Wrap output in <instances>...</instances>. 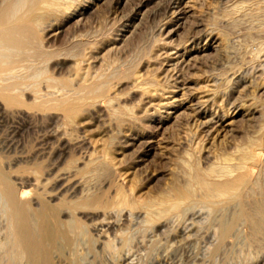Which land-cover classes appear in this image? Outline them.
<instances>
[{
    "label": "rangeland",
    "instance_id": "obj_1",
    "mask_svg": "<svg viewBox=\"0 0 264 264\" xmlns=\"http://www.w3.org/2000/svg\"><path fill=\"white\" fill-rule=\"evenodd\" d=\"M60 5V12L34 27L26 50L10 54L20 82L30 89L21 97L24 106L15 111L0 104L3 171L18 192L28 193L24 202L32 212L47 205L59 215L51 223L61 236L50 264H264L262 241L250 235L245 220L223 238L242 210L239 201L219 207L197 196L152 225L143 207L185 185L188 167L208 171L221 157L235 154L236 146L261 136L264 0H62ZM35 9L30 12L40 15L47 8ZM86 82L101 85L103 95L85 92ZM36 91L52 103L83 98L82 107L72 118L64 111L41 112L34 107ZM65 132L74 145L65 140L66 152L60 143ZM62 170L73 178L57 182ZM36 179L45 184L43 190L33 185ZM71 180L85 183L78 189ZM54 193L58 199L52 200L48 196ZM120 195H128L125 209ZM96 198L100 202L94 205ZM4 202L2 196L0 264H31L17 250ZM97 221L111 226L98 232ZM70 223L77 229L64 236Z\"/></svg>",
    "mask_w": 264,
    "mask_h": 264
},
{
    "label": "bare ground",
    "instance_id": "obj_2",
    "mask_svg": "<svg viewBox=\"0 0 264 264\" xmlns=\"http://www.w3.org/2000/svg\"><path fill=\"white\" fill-rule=\"evenodd\" d=\"M61 1L62 0H4L2 7L0 8V104H1V101H4L8 107L15 108V111H16V108L18 110H20L24 106L22 101H21V97L25 99V97H23V93L27 94V92H28L27 89H29V88L27 86V89H24L25 84L20 82V77L18 75L19 68L17 66L18 62H17V60L11 58L10 54L14 53L15 51L22 52L28 48V46L31 44V41L36 36V34L34 33V27L38 23H40L41 21L46 19L45 17L48 14H51V13L53 14V13H56L57 11L60 12V9H62V8H60L61 7V5H60ZM120 2H122V1H120ZM40 5H44L47 8L45 10L44 14L39 15V13L38 14L37 13L32 14L30 12L32 9H35L36 7H39ZM30 14H32V15L30 16ZM49 18H50V16H49ZM49 27H50V25H49ZM49 48H50V46H49ZM263 51L264 50H262V52ZM31 52H33V51H31ZM263 58L264 57H262L260 64L264 67V59ZM37 59H39V58L37 57ZM62 64L64 65V63H62ZM59 65L60 64H57L56 67ZM61 67H62V65H61ZM62 68H65V66H63ZM74 70H75V68H74ZM41 71H43V70H41ZM56 71L58 72V70H56ZM59 72H60V70H59ZM61 73H63V71ZM61 73H60V75H61ZM78 74H80V73H77V75ZM39 75H41L40 72H39ZM39 75L37 76L38 78L40 77ZM93 78H94V76H93ZM84 80H86V79H84ZM89 82H91V81H89ZM45 88H43V90ZM85 92L91 93L92 95L93 94L103 95L104 90H103V87L101 85H96L94 83H90V84L87 83V85L85 86ZM32 94L34 95V93H32ZM35 95H36V97L34 100L36 101V104L34 103V107L36 109L41 110V112L42 111L46 112V110H48V109L64 111L65 113H67L69 118H72L75 115V113L79 110L81 103H82L81 101L83 99V98H80V99H72V98L67 99L66 98V99H63L59 102L52 103L51 101L46 99V94H44V93H40V92L36 91ZM75 96H77V95H75ZM108 98H110V97H108ZM107 105H109V103ZM25 106H27V105H25ZM104 106L105 105H103V107ZM113 107L116 108L115 105ZM96 108L97 107H95V110H96ZM100 108L101 107H99V109ZM23 109H25V108H23ZM88 109H87V111H88ZM3 110L6 112L7 109L5 108ZM251 110H252V108H251ZM26 111L27 110L25 109V112ZM101 111L102 110H100V113H101ZM17 112L19 114L26 115V114H24V112L23 113L19 112V111H17ZM253 112H254V110H253ZM12 113H13V111L9 112V114H11V116H12ZM250 113H252V112H250ZM6 114L7 113H5V116H6ZM9 114H8V116H9ZM28 114H31V113H28ZM143 114H144V112H143ZM36 115H38V114H36ZM53 115L55 116L56 114L53 113ZM250 116H251V114H250ZM20 117L22 118L24 116H20ZM20 117L18 116V118H20ZM30 117H32V116H30ZM39 117H41V116H39ZM59 117H60V115H59ZM59 117H58V119H59ZM26 118H28V117H26ZM36 118H34V119H36ZM261 118H262L263 123L261 122L262 126H260L261 127L260 128V131H261L260 137L249 138V139H247V142L245 144H243L242 146H238V147L236 146L235 154H233L232 156L221 157L220 162H217V164L213 165L212 168L210 167V169L208 171H202L196 165L188 167L187 173H186L187 174V181H186V184L184 183L185 185L181 184L182 186L175 187L172 190V192L170 191L171 193H169V195H166L163 202L161 201L158 204L153 203V202H149L146 204L144 203L145 205L143 204L144 205L143 207L145 208L146 214L150 218V221H148L146 219L147 223H150L151 225L155 224V223H159L160 222V221H158L159 219L161 220V218L175 213L185 204L187 206V204L189 202L193 201L197 196H200L202 198L201 199V200H203L202 203L205 202V204L209 203L211 205H218V206L223 201H225V202L239 201L242 204V210L236 216V218L234 217L233 224L225 227L224 232H223V238L224 239L227 238L228 234L232 231V229H234L236 223H239L240 220H245L249 224L248 227H250L249 230H251L250 235L252 234V235L256 236L257 238H259V240L261 239V241H262L261 246L263 244V247H264V108H263L262 113H261ZM58 119L56 121H59ZM41 120H43V119H41ZM33 121H35V120H33ZM55 123H57V122H55ZM51 124H53V123H51ZM66 125H65V127H66ZM68 126H70V124L67 125V127ZM51 128H49V129H51ZM54 128H56V126ZM71 128H73V127H71ZM54 131L55 132L53 134H58L60 132L58 127ZM252 131H254V130H252ZM62 134H63V131H62ZM65 134H66V132L64 133V136L63 135L60 136V143L63 146V148H61L62 151L65 150V152H66V149L68 148L67 142H69V140L68 141L66 140ZM49 136H51V135H49ZM51 138H53V137H51ZM65 140L67 141L66 143H65ZM72 140H73V138H72ZM47 141H49V140H47ZM74 142H76V141L74 140L73 144H74ZM82 142H85V141H82ZM69 144H70V142H69ZM76 144H79V143L76 142ZM70 146L73 147L74 145L72 146L70 144ZM123 146H125V145L123 144ZM57 151H59V150L57 149ZM69 151L70 150H68L67 152H69ZM66 155H68V154H66ZM218 160H219V158H218ZM85 165H87V164H85ZM101 165H102V162H101ZM87 166H89V165H87ZM103 166H105V165H103ZM253 167H256L257 170L254 171ZM90 168H91V166H90ZM79 170H81V169L79 168ZM62 171H65V170H62ZM90 171L92 172L93 170H90ZM96 172H98V171H96ZM77 173H78V169H77ZM101 173H102V171H101ZM99 174L100 173H98V175ZM254 175L257 176L256 179L252 178V176H254ZM72 176H73V174L71 172L65 171V173H62V175L57 176L58 177L57 182H62V181L65 182L68 180L70 181ZM95 176H97V174ZM184 176L186 177V175H184ZM23 178H21V179L23 180ZM77 178H78V176H77ZM10 180L11 179L8 178L7 174L3 171L2 164L0 163V193H1L0 195L3 196L4 201H5L4 203H6L5 206H7V210H8L9 216H10V220H11L10 222H11L12 228L14 230L13 235H15L14 239H15V244H16L17 250L21 256H26L29 259V261L31 262V264H50V253L54 249V246L57 242L58 237L61 236V234L59 235V233H58L59 230H57V227L53 226V224H51L52 221L54 222L57 219V215H58L57 211L54 210L53 208L51 209L50 207H47V205H45V207L40 212H32L30 207H29V204L27 202H24V199L27 198V197H25V195L28 193L25 191H23L22 193L18 192ZM17 180H20V178ZM26 181H28L30 183L32 180L28 178ZM34 181H35V184H33V185H36L37 188H39V189L44 188L45 184H43V182L40 179H36ZM28 182L21 181V183H28ZM105 182H106V180H105ZM21 183H19V184H21ZM71 183H73V185H74L73 187L79 189L81 184H83L85 182L81 183V180L80 181L71 180ZM89 183H90V181H89ZM85 185H87V184H85ZM67 187H69V186H67ZM63 188H66V187H63ZM87 189L89 190V188H87ZM70 190H73V189H70ZM64 191H67V190L63 189V192ZM82 191H80V192H82ZM89 191H87V192L89 193ZM61 194L63 195V193H61ZM83 194H84V192H83ZM88 195L89 194H87V196ZM123 195H125V194H123ZM2 196L0 197V199L2 198ZM85 196H84V198H85ZM121 196L122 195H120V197L117 196V197L121 198L120 202L118 201L120 203L121 207L128 206L129 201H127V199H126L128 197V195H126L127 197H124V196L121 197ZM48 197L50 199L54 200L55 198L58 197V194H55V193L49 194ZM249 197H253V200L251 198L252 201H250V202L245 200ZM119 198H118V200H119ZM128 200H129V198H128ZM2 201H3V199H2ZM80 201L82 202V200H80ZM99 202H100L99 198H96V199H93L92 204L97 205V204H99ZM114 202L116 203L117 201H114ZM155 202H157V201H155ZM77 204L79 206L78 202L76 203V205ZM131 204H132V201H131ZM3 206H4V204H3ZM132 206H133V204H132ZM219 207H221V206H219ZM86 208H87V206H86ZM93 208H95V207L93 206ZM123 208L125 209V207H123ZM134 209H132V210H134ZM78 210H80V209H78ZM126 210H127V208H126ZM135 210H137V209H135ZM4 211H6V210H4ZM86 211H87V209H86ZM99 213L101 214L102 212L99 211L97 214H99ZM177 213H179V212H177ZM146 214H144V215H146ZM95 216H96V214H95ZM94 218H96V217H94ZM60 222H61V220H60ZM78 224H79V222L77 223V225ZM64 225H62V226H64ZM71 225L72 224L70 223V226H64V230H63L64 236H68V234L71 233V231L76 228V227L74 228ZM110 226H111L110 222L97 221L95 228H97L98 232H99V230H101V233H102V231L105 228L108 227V229H109ZM112 227H113V225H112ZM83 228L84 227H82V229ZM85 231H86V229H85ZM81 232H82V230H81ZM11 234H12V232H11ZM259 240H257V241H259ZM66 241H68V240H66ZM252 241H254V240H252ZM58 244H59V242H58Z\"/></svg>",
    "mask_w": 264,
    "mask_h": 264
}]
</instances>
